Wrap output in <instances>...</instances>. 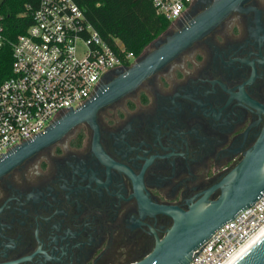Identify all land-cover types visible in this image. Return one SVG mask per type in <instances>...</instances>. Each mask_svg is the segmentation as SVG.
Segmentation results:
<instances>
[{
	"label": "flooded vegetation",
	"instance_id": "flooded-vegetation-1",
	"mask_svg": "<svg viewBox=\"0 0 264 264\" xmlns=\"http://www.w3.org/2000/svg\"><path fill=\"white\" fill-rule=\"evenodd\" d=\"M249 6L264 11V0H253L246 5ZM254 18V12L245 15L234 13L172 63L167 71L146 81L135 95L127 96L99 112L98 143L107 156L128 167L137 178L151 156L161 157L171 154L172 150L174 154L187 152L186 143L183 144L178 134L195 128L197 137H202L201 142L204 137L208 139L206 146L192 153L193 160L187 154L183 155L186 160L182 156L170 157V161L166 156L154 159L144 174V185L153 204L181 207L186 199L214 187L242 160L243 152L252 148L263 132L262 112L254 114L240 105L235 106L241 103L258 112L247 104L241 94L237 95L238 100L234 98L225 107L231 94L208 82L226 84L228 90L242 86L251 79L253 71V65L246 62L253 61L257 78L252 85H245V91L252 100L264 106V42L254 45V39L250 37L249 26ZM187 89L195 96L193 100L201 99L203 105H212L206 115L215 109L218 116L219 109L225 107L221 118L215 120L214 111L211 117H206L201 105L196 106L197 102L179 96L174 99V102L182 104L175 108L176 112H180L176 114V119L167 115V109L159 110L162 107L174 108L171 99L177 93L183 96L186 92L181 90ZM227 114L229 116L225 117ZM223 118L232 125H222ZM166 124L168 127L165 128ZM129 127L133 131L122 133ZM111 134H120V138L129 136L123 138V143L130 148H139L142 142L146 145L133 150L123 159L125 152L123 149L122 154L116 152L115 141L119 140L115 135L110 137ZM93 140V128L83 124L63 141L37 153L0 177V246L7 245L8 238L17 239L12 240L15 249L5 247L6 258L0 253V264L31 256L36 238L26 228L34 229L35 218L53 214L50 220L37 218V235L43 248L48 250L45 252L48 257L53 255L54 247L59 252L52 260L45 253H37L33 258L36 264H132L152 253L156 238L140 227L132 232L127 228L133 225V218L139 220L140 212L136 196L131 198L135 194L133 181L125 172L121 175L116 171L111 173L112 182L107 187L108 191L94 181L87 191L80 187L66 197L70 191L64 190L63 185L66 181L69 186L73 185V170L67 162L72 163L74 168L79 164L83 169V161L87 168L82 176L93 169L95 174L96 170L101 174H96L100 182H107V166L93 151ZM171 141L174 143L171 144ZM163 147L172 150L165 152ZM142 151L150 152L145 156ZM138 153L146 159L135 161ZM137 162L141 164L140 169L133 166ZM63 177L66 181H59ZM167 224L169 228H166ZM142 225L147 230H154L159 240L172 228L171 218L162 213H157L155 218L148 214ZM103 248L105 251L93 259ZM60 254V261H56Z\"/></svg>",
	"mask_w": 264,
	"mask_h": 264
},
{
	"label": "water",
	"instance_id": "water-1",
	"mask_svg": "<svg viewBox=\"0 0 264 264\" xmlns=\"http://www.w3.org/2000/svg\"><path fill=\"white\" fill-rule=\"evenodd\" d=\"M252 1L253 0H196L192 7L187 10L166 33L154 41L146 49V51L138 57L132 66L119 67L109 71L100 81L91 98L79 109L74 110L70 107L68 112L60 115L59 118L55 120L53 124H51L43 133L22 143L21 145L8 148L7 154L2 153L0 155V177L23 163V161L63 141V139L70 135L77 127L83 124H88L94 130L93 151L99 160L107 166V182H100L96 178V174H99V171L96 170L95 174L93 169L89 170L86 175L82 176V173L87 168L83 161H81L83 169H81L79 164H77V167L74 168L72 163L67 162L73 170V185L69 186L68 181L64 180V177L62 180H59L66 181L63 187L61 186L64 190L70 191L66 197L68 198L69 194H72L74 190L78 191L80 187L86 188L87 191L88 187H90L94 181L98 186L106 188L107 190V187L112 182L110 179L111 173L116 171L121 175V172H125L133 181L135 194L132 195L131 198L136 196L140 212L139 220H135V218H133V225L127 226V228H130L132 232L137 227H140L141 229L148 231L153 238H156L155 248L152 253L144 260L132 264H190L191 261H193L203 251L219 229H221L224 225L233 222L239 214L251 208L260 198L264 196V130L255 145L243 152L242 160L217 185L196 194L191 199H186L181 207H165L152 203V199L146 191L144 185L145 170L152 164L155 158H162L166 156L170 161V157H183V155L187 154L188 158L193 160L195 157L192 153L199 152L202 146H206L205 141L208 139H205L204 137L203 142H201L202 137H197L198 131L195 130V128L188 133L182 132L181 135L174 130V132L180 136V140L183 141V144L186 143L187 152L174 154L172 149L163 147V151L166 152L167 150H172V153L161 157L151 156L150 161H146V165L143 167L142 172L137 178L128 167L114 162L109 156H107L98 143L100 138L98 114L105 107L112 105L127 96L135 95L146 81L155 77L159 73L167 71L172 63L178 61L184 53L192 49L194 45L203 38L207 37L234 13L245 15L254 12V21L249 26V32L251 34L250 37L254 39V45L258 46L257 43H260L259 41L264 42V11L253 6L246 7V5ZM246 64L253 65V71L251 79L242 86H237L234 89L228 90L226 84L215 81L208 82L211 83V86H219L226 93L231 94V97L225 107H227L234 98L237 99L238 94H241L247 101V104L257 109L258 112L255 113L253 110L247 108L241 103L236 104L235 106L240 105L252 111L254 114H259L260 112L264 114V106L252 100L245 91V85H252L257 78L254 62L249 61L246 62ZM181 91L186 93L183 96H181L180 93H177L173 99H171V101L175 104L174 108L168 109L167 107H162V109L159 110L162 111L167 109V115L176 119V114H179L180 112H176L175 108L180 107L182 104L180 102H174L175 97L179 96L191 100H193L192 97H195L193 94L188 92V89L186 91ZM193 101L198 103L196 106L201 105V110L204 111V115L206 117H211V114L214 111V119L219 120L221 118V112L225 107L219 109L218 116L215 109H213L210 114L206 115L212 105L209 103L203 105L201 99ZM180 110L182 111V108H180ZM227 116L229 115L227 114L225 117ZM223 121L224 124L222 125L231 124L227 122V119L223 118ZM176 122L178 121L176 120ZM222 125L219 124V126ZM166 127H168L167 124L165 128ZM130 131L133 130L129 127L128 131L122 130V133ZM112 135H115V138L119 140L118 142L115 141V146L118 147L116 152L118 154H122L121 149L125 152L122 156L123 159H125L129 154H132L133 150H138L142 147V145H146L142 142L139 148H130L128 144L123 143V138H129V136L124 135L120 138V134H111L110 137H112ZM173 143L174 142L171 141V144ZM150 151L142 152L146 156ZM183 158L186 160L185 157ZM138 159L144 160L146 158L140 157L138 153L135 161ZM171 163L174 169V159ZM140 165L141 164H138V162L137 165L133 164L135 168L139 167V169ZM121 182H123V179H121ZM119 187H121V185ZM118 195L123 197L121 194ZM118 195H115L114 197H117ZM157 213H162L168 216L171 218L172 222V228L169 229L167 235L162 240L158 239L154 230L151 228L147 230L142 225L148 214L155 218ZM53 216L54 214L47 217L37 218H46V220H50V217ZM37 218H35L34 229L26 228L28 229L26 231L33 232L36 238V247L33 254L29 257L4 264H30V262L32 264H36L33 262L35 255L37 253H45L48 251L43 248L39 241L37 235L39 231L36 223ZM166 228H169L168 224ZM21 236L22 235L20 234L19 237ZM8 239L9 243L7 245L2 244V246H0L2 248L0 252L1 256L5 258L7 257V250L5 247H9L11 249L16 248V245L12 242V240L17 239ZM45 246H47L46 243ZM101 251H105V249L103 248L99 250L93 256V259ZM58 252L59 250L54 247L52 250L53 255L51 257H48L47 254H45L47 258L52 260ZM61 257L62 254H60L59 258L55 260L60 261ZM228 264H264V230H262Z\"/></svg>",
	"mask_w": 264,
	"mask_h": 264
},
{
	"label": "built area",
	"instance_id": "built-area-1",
	"mask_svg": "<svg viewBox=\"0 0 264 264\" xmlns=\"http://www.w3.org/2000/svg\"><path fill=\"white\" fill-rule=\"evenodd\" d=\"M175 23L196 0H149ZM25 34L10 41L0 13V54L10 46L11 75L0 82V155L43 133L88 101L111 70L138 57L116 52L74 0H42ZM125 54V55H124ZM264 229V196L217 231L190 264H228Z\"/></svg>",
	"mask_w": 264,
	"mask_h": 264
},
{
	"label": "trees",
	"instance_id": "trees-1",
	"mask_svg": "<svg viewBox=\"0 0 264 264\" xmlns=\"http://www.w3.org/2000/svg\"><path fill=\"white\" fill-rule=\"evenodd\" d=\"M42 0H0L5 34L10 41L25 34L33 24V13ZM84 11L105 42L116 52L117 43L125 46V54L140 57L146 49L172 26L157 14L149 0H74ZM10 46L0 54V82L11 75ZM124 54V55H125Z\"/></svg>",
	"mask_w": 264,
	"mask_h": 264
},
{
	"label": "bare ground",
	"instance_id": "bare-ground-1",
	"mask_svg": "<svg viewBox=\"0 0 264 264\" xmlns=\"http://www.w3.org/2000/svg\"><path fill=\"white\" fill-rule=\"evenodd\" d=\"M263 230H264V229H263ZM252 240H253V239H252ZM252 240H251V241H252ZM251 241H250V242H251ZM250 242H249V243H250ZM249 243H248V244H249ZM248 244H247V245H248Z\"/></svg>",
	"mask_w": 264,
	"mask_h": 264
},
{
	"label": "rangeland",
	"instance_id": "rangeland-1",
	"mask_svg": "<svg viewBox=\"0 0 264 264\" xmlns=\"http://www.w3.org/2000/svg\"><path fill=\"white\" fill-rule=\"evenodd\" d=\"M172 27V26H171Z\"/></svg>",
	"mask_w": 264,
	"mask_h": 264
}]
</instances>
